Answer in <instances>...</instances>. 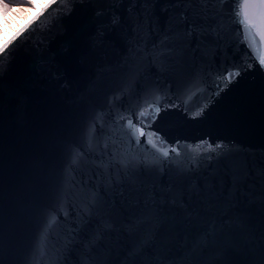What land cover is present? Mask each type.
Here are the masks:
<instances>
[{
  "label": "water",
  "instance_id": "obj_1",
  "mask_svg": "<svg viewBox=\"0 0 264 264\" xmlns=\"http://www.w3.org/2000/svg\"><path fill=\"white\" fill-rule=\"evenodd\" d=\"M13 1L30 6L29 0ZM172 2L159 0L155 6L161 32L170 14L180 11L162 10ZM237 7L235 0L210 5L215 19L209 24L217 30L185 37L163 64L133 57L126 7L113 10L121 19L113 26L106 0H56L31 25L30 35L25 32L10 45L14 51L0 77V264H147L152 259L164 264H264V208L257 178L264 165V68L243 41L234 16ZM101 10L106 14L98 15ZM246 61L253 66L247 68ZM235 67L241 75L215 96L217 77ZM157 90L180 106L161 111L151 130L169 145L193 146L181 153L183 167L203 151L195 147L203 140L246 150L250 175L238 191L223 160L219 165L202 160L199 171L180 177L174 161L160 158L153 164L159 154L150 145L137 147L127 120L135 123ZM205 103L203 116L193 119L191 112ZM78 152L86 153V159L76 166L72 161ZM110 159L112 166L105 169ZM123 160L145 188L155 186L154 209H146L143 192L125 180ZM197 182L201 187L210 182L214 191L236 192L235 204L229 209L223 195L193 192L189 184ZM97 190L99 211H89ZM225 212L242 225L224 229L202 253L190 251L207 220L225 219ZM53 216L56 223L44 237ZM139 216L150 217L151 223L129 231L127 225ZM140 242L146 247L134 255ZM220 250L223 255L217 258Z\"/></svg>",
  "mask_w": 264,
  "mask_h": 264
},
{
  "label": "snow or ice",
  "instance_id": "obj_2",
  "mask_svg": "<svg viewBox=\"0 0 264 264\" xmlns=\"http://www.w3.org/2000/svg\"><path fill=\"white\" fill-rule=\"evenodd\" d=\"M68 3L72 4L75 0H67ZM109 5L107 11H112L111 24L113 26H119L121 19L115 11V8L125 6L129 14V19L132 21V32L131 37V50L133 57H142L146 62L160 63L163 64L165 61L172 56L176 51V46L179 41H182L185 37L189 40L193 34L203 36L206 33H210L217 30V26L209 24V20L215 19V14L210 8V5L222 6L227 0H173L171 4H166L163 7V11H169V9H180L179 12H173L169 16V20L166 28L161 32L158 24V18L154 17V9L159 0H106ZM56 0H40V4L43 5L39 11L23 25L17 32H15L11 38H6L7 33H3L5 39L0 40V77L4 75L7 70L8 63H10V57L12 51L10 45L14 41L24 35L25 32H29L31 25H33L43 14L50 8ZM238 7L234 11L236 23H239L243 29V41L247 42L249 47L254 49V55L258 58V63L261 68H264V0H235ZM197 6H199L197 8ZM39 5L35 3V0H30V6H18L10 7L9 3L5 0H0V16L7 18L10 11L12 12H25L31 11L33 8H38ZM139 9V10H138ZM69 8V12L71 11ZM219 10V9H217ZM203 13V15H201ZM106 14V10H101L98 15ZM193 17L190 21L189 17ZM199 19L203 23H197ZM187 24V28L178 27ZM5 27L7 22L5 21ZM31 33L29 32V35ZM156 36L155 42H152L151 38ZM7 61V63H6ZM247 68H251L253 65L251 62H247ZM246 70V69H245ZM242 69L235 67L228 70L226 75L218 76L219 81L216 85L215 96H218L224 89L228 88L237 77L241 75ZM202 91H206L203 89ZM212 97H209L211 99ZM115 99V98H114ZM169 95L167 93H161L157 90L155 94L148 100H146V107L142 108L135 117V123L131 117L127 120V128L131 130L132 135L135 137V144L139 148L146 149L148 145L151 149L155 150L159 154L158 157H154L151 163H156L160 158H163L164 162H175L176 164V175L180 177L191 176L194 171H199L202 160L214 161L219 165L220 161L223 160L229 165V170L232 171L235 177L233 181V187L238 191V186L243 183L250 173L247 169V160L243 159L248 153L242 146L235 144L225 143L223 141H217L215 144L209 140H203L195 147L203 149L202 152H196L192 155L190 162L186 167H183V158L181 153L183 151L192 150V145H181L177 142L175 145H169L168 142L151 130L152 124L155 123L156 119L159 118L161 111H166L170 107H179L177 103L169 102ZM185 111L188 110L189 100L183 101ZM208 104L205 103L197 107V109L191 112L193 119L202 117L204 112L207 110ZM99 115V114H98ZM95 131L94 126L91 129ZM144 138L143 143L140 138ZM107 148V145H105ZM86 159V153L78 152L77 156L73 157L72 164L79 166ZM122 169L125 171V180L135 189L143 192V202L146 209H154L156 206L157 195L155 186L152 188H145L143 182L139 180L138 172L127 171L128 162L126 160L119 161ZM112 166L111 159L109 163L104 165L105 169ZM100 167V164H97ZM71 171V168L69 169ZM119 173H117V183L121 182L119 179ZM257 178L261 184V192L259 203L264 208V165L257 170ZM99 179V176H97ZM190 189L193 192L205 191L208 193L209 198H219L221 195L224 197L225 203L228 204L229 209L235 204L236 192L229 190L228 193H223L222 189L214 191L215 186L210 185V182L201 187L199 182L189 184ZM99 192L94 191L92 198L89 201V211L93 208L99 211L98 205L101 202ZM225 219L219 217H212L207 220L204 230L200 232L190 243V251L203 252L204 249L210 247L217 236L224 231L226 228L233 226L239 227L243 221L238 217H229L225 212ZM56 223V217L53 216L45 226L43 236L46 237L48 230L51 229ZM111 221H105V224H110ZM151 223V218L146 216L136 217L127 228L129 231H136L141 225ZM154 235V233H153ZM146 244L140 242L133 249V254L138 255L143 251ZM138 249V250H137ZM217 258L222 257L223 250H220L217 254ZM147 264H164L163 260L152 259ZM172 264H186L184 260L173 261ZM209 264H215V260L210 261Z\"/></svg>",
  "mask_w": 264,
  "mask_h": 264
},
{
  "label": "rangeland",
  "instance_id": "obj_3",
  "mask_svg": "<svg viewBox=\"0 0 264 264\" xmlns=\"http://www.w3.org/2000/svg\"><path fill=\"white\" fill-rule=\"evenodd\" d=\"M45 1L46 0H44V2ZM6 3H8V2H6ZM35 3L40 4V0H35ZM9 5H10V7L29 6V5L22 4V3H19V4L9 3ZM34 11H35V8H33L31 11H25V12H12V11H10L7 18L3 17L2 21H0V40L5 39L3 33H7L6 38H8L10 36V34H12L13 31L27 19L28 16H30L31 14L34 13ZM5 21L7 22V27H5Z\"/></svg>",
  "mask_w": 264,
  "mask_h": 264
},
{
  "label": "trees",
  "instance_id": "obj_4",
  "mask_svg": "<svg viewBox=\"0 0 264 264\" xmlns=\"http://www.w3.org/2000/svg\"><path fill=\"white\" fill-rule=\"evenodd\" d=\"M6 2H8V3H11V4H19L18 2H15V1H13V0H5ZM2 19H3V17L2 16H0V21H2Z\"/></svg>",
  "mask_w": 264,
  "mask_h": 264
},
{
  "label": "bare ground",
  "instance_id": "obj_5",
  "mask_svg": "<svg viewBox=\"0 0 264 264\" xmlns=\"http://www.w3.org/2000/svg\"><path fill=\"white\" fill-rule=\"evenodd\" d=\"M37 5H39V7H38V8H35V10L40 9V7H41V4H37ZM31 15H32V14H31ZM31 15H30V16H31ZM30 16H28L27 19H29ZM27 19H26V20H27ZM26 20H25V21H26ZM19 26H20V25H19Z\"/></svg>",
  "mask_w": 264,
  "mask_h": 264
}]
</instances>
